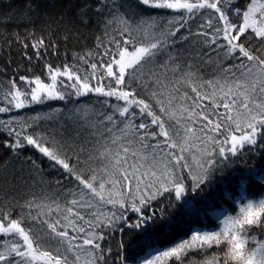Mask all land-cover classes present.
Returning a JSON list of instances; mask_svg holds the SVG:
<instances>
[{
	"label": "snow or ice",
	"instance_id": "6c2138e0",
	"mask_svg": "<svg viewBox=\"0 0 264 264\" xmlns=\"http://www.w3.org/2000/svg\"><path fill=\"white\" fill-rule=\"evenodd\" d=\"M256 151L264 0H0V264H264V170L194 199Z\"/></svg>",
	"mask_w": 264,
	"mask_h": 264
},
{
	"label": "trees",
	"instance_id": "16d2710c",
	"mask_svg": "<svg viewBox=\"0 0 264 264\" xmlns=\"http://www.w3.org/2000/svg\"><path fill=\"white\" fill-rule=\"evenodd\" d=\"M16 2H19V0H16ZM247 147L250 146H246V148ZM259 148L260 144L258 143L257 149ZM253 167L258 172L264 170V154H261L260 151L249 153L237 163V165L229 172L228 175H226L225 177L217 176L211 188L205 189L203 193L195 195L194 198L200 204H220L222 209L227 212V214L235 215L236 210L238 209V205L237 203H234V201L238 198V191L236 195H231V193L233 190L237 189V185L239 184L241 178H247L249 170ZM262 197L264 196L260 195L259 190L257 189V195L255 196V198ZM200 204H197V206L199 207ZM215 215V212L204 213L203 215L197 214L191 217L190 221L189 217L187 216H178L173 228L166 229V232L170 234L174 233V243L183 242L184 239L190 240L191 233H189L187 236L184 235V233L188 231L189 222L192 228L198 229L201 232L218 230L217 228L220 224L215 219ZM252 233L258 236V238L264 240V232H261L259 229L253 228V230L251 231V235L253 236ZM119 239V234H117V241H119ZM134 239V236L128 237L126 242L127 252H131L135 248V244L133 243ZM170 246H174V244ZM216 251L217 249L214 246L213 249L209 250V257L212 253ZM204 258L205 257L199 249H193L189 253V256L186 257V264H201V261Z\"/></svg>",
	"mask_w": 264,
	"mask_h": 264
},
{
	"label": "rangeland",
	"instance_id": "374dc122",
	"mask_svg": "<svg viewBox=\"0 0 264 264\" xmlns=\"http://www.w3.org/2000/svg\"><path fill=\"white\" fill-rule=\"evenodd\" d=\"M262 198H264V197H262ZM262 198H254V202H256V201H258L259 199H262ZM195 199V198H194ZM195 201L196 202H198L196 199H195ZM197 204H200L199 202L197 203ZM201 205V204H200ZM238 205V209L236 210V214H237V212H238V210H239V204H237ZM219 227H222V225H219ZM219 227L217 228V229H219ZM253 234V236H255L256 238H257V240H262L261 238H258V236H256L254 233H252ZM250 235H251V233H250ZM252 236V235H251ZM248 246L249 247H255V243L250 239L249 240V244H248ZM189 256V255H188Z\"/></svg>",
	"mask_w": 264,
	"mask_h": 264
}]
</instances>
